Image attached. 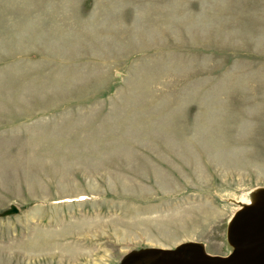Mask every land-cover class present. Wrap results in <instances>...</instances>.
Segmentation results:
<instances>
[{
	"label": "rangeland",
	"instance_id": "rangeland-1",
	"mask_svg": "<svg viewBox=\"0 0 264 264\" xmlns=\"http://www.w3.org/2000/svg\"><path fill=\"white\" fill-rule=\"evenodd\" d=\"M261 190L264 0H0V264L228 256Z\"/></svg>",
	"mask_w": 264,
	"mask_h": 264
},
{
	"label": "water",
	"instance_id": "water-1",
	"mask_svg": "<svg viewBox=\"0 0 264 264\" xmlns=\"http://www.w3.org/2000/svg\"><path fill=\"white\" fill-rule=\"evenodd\" d=\"M254 196L253 203L242 207L230 223L229 241L233 246L230 255L213 256L203 249L181 245L176 249H152L156 264H264V190Z\"/></svg>",
	"mask_w": 264,
	"mask_h": 264
}]
</instances>
